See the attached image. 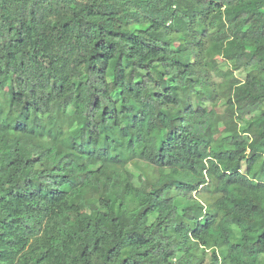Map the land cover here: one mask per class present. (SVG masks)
<instances>
[{
	"label": "trees",
	"instance_id": "16d2710c",
	"mask_svg": "<svg viewBox=\"0 0 264 264\" xmlns=\"http://www.w3.org/2000/svg\"><path fill=\"white\" fill-rule=\"evenodd\" d=\"M0 264H264V0H0Z\"/></svg>",
	"mask_w": 264,
	"mask_h": 264
},
{
	"label": "rangeland",
	"instance_id": "374dc122",
	"mask_svg": "<svg viewBox=\"0 0 264 264\" xmlns=\"http://www.w3.org/2000/svg\"><path fill=\"white\" fill-rule=\"evenodd\" d=\"M131 168H137L138 170H140L141 168H143V170H149L150 169V165L147 164L146 162L144 161H137V164L134 166V165H130Z\"/></svg>",
	"mask_w": 264,
	"mask_h": 264
}]
</instances>
